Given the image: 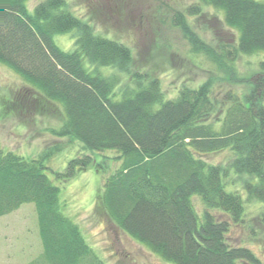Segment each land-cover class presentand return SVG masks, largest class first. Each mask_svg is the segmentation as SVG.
Here are the masks:
<instances>
[{"label": "trees", "instance_id": "16d2710c", "mask_svg": "<svg viewBox=\"0 0 264 264\" xmlns=\"http://www.w3.org/2000/svg\"><path fill=\"white\" fill-rule=\"evenodd\" d=\"M27 2L0 0V63L20 76L24 90L1 95L0 112L61 114L52 133L79 144L62 171L46 164L57 146L31 159L0 149V217L35 206L42 253L31 264H104L61 211L58 184L90 166L104 174L99 158L108 152L118 165L104 179L98 207L128 237L173 264H260L248 248L231 245L227 233L243 223L242 193L264 200V1L197 0L187 10L186 16L203 7L221 13L213 17L231 37L219 54L191 32L184 14L175 16L193 51L221 69H233L238 55L262 54L253 89L241 97L228 91L229 106L213 119L212 80L171 97L157 77L135 72L121 83L100 70L128 73L130 47L96 33L65 0H43L32 11ZM72 28L81 35L63 51L54 36ZM226 149L234 153L229 164L208 162ZM230 172L253 179L232 190Z\"/></svg>", "mask_w": 264, "mask_h": 264}, {"label": "rangeland", "instance_id": "374dc122", "mask_svg": "<svg viewBox=\"0 0 264 264\" xmlns=\"http://www.w3.org/2000/svg\"><path fill=\"white\" fill-rule=\"evenodd\" d=\"M40 1L43 0H28V10L32 11ZM65 1L71 13L89 24L96 33L117 39L132 49L133 58L128 65V73L107 67L100 70L105 75H117L121 83L129 81L130 74L135 72L157 77L168 92L167 97H171L182 86L196 87L212 80L218 104L211 119L223 116L230 104L224 97L228 91L241 97L254 87L253 76L259 72L258 63L263 58L261 53L238 55L233 61V69L229 71L221 69L203 52L193 51L179 22L175 20L177 13L185 15L191 32L216 54L231 37L230 33L220 30L213 16H220L221 13L211 7L202 8L203 17L202 13L186 16L187 10L197 0ZM80 35L79 28H72L64 34L55 35L54 42L61 50L72 51ZM20 82V76L0 63V96L14 94L17 89L24 94ZM12 110L7 108L3 110L6 111L4 114L0 112V149L31 159L42 150L57 146L46 164L62 171L79 147L75 141L52 133L51 130L62 125V115L34 112H20L18 115L15 108ZM106 155L110 157L105 161L99 158V162L106 164L104 169H108L104 174L95 172L90 166L78 171L65 183L59 182L61 211L79 226L86 243L104 264H173L124 234L98 207L104 179L118 165L117 160L113 161V153ZM233 157L234 153L226 149L210 154L207 160L226 166ZM252 179L245 174L230 172L227 181L233 184L228 187L242 191L244 182ZM242 198L245 206L243 223L231 226L227 239L231 245L248 248L259 263L264 264V200L247 199L243 193ZM194 203L200 211V200L194 198ZM41 253L42 243L33 203L22 204L0 217V264H31L40 258ZM238 264L250 263L239 261Z\"/></svg>", "mask_w": 264, "mask_h": 264}]
</instances>
